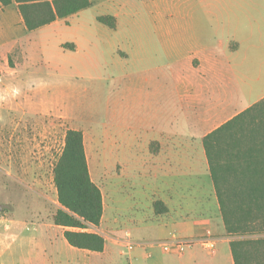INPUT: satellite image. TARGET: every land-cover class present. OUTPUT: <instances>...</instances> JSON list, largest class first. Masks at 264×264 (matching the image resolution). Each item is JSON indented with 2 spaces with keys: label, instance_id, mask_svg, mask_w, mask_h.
<instances>
[{
  "label": "rangeland",
  "instance_id": "1",
  "mask_svg": "<svg viewBox=\"0 0 264 264\" xmlns=\"http://www.w3.org/2000/svg\"><path fill=\"white\" fill-rule=\"evenodd\" d=\"M106 14L116 17L115 29L97 21ZM199 28L219 41L222 63L232 64L233 108L256 102L264 94V0H93L65 21L31 31L14 8L0 10V215L7 211L26 223L19 232L23 239L41 234L50 240L59 264H232L227 239L255 237L221 228L211 233L213 251L196 242L183 255L172 254L163 251L168 240L152 222L140 223L142 210L131 207L150 180L132 167L121 144L138 135L132 101L151 91L141 76L157 66L151 73L161 85L169 71L156 31ZM174 47L173 57L182 53ZM175 64L173 70L180 67ZM68 128L85 134L92 175L102 181L105 218L97 232L107 254L72 249L52 219L59 206L52 169ZM123 197H129L128 206ZM128 241L136 243L131 250ZM11 250L1 255V264H16ZM137 252L140 258H132Z\"/></svg>",
  "mask_w": 264,
  "mask_h": 264
},
{
  "label": "crops",
  "instance_id": "2",
  "mask_svg": "<svg viewBox=\"0 0 264 264\" xmlns=\"http://www.w3.org/2000/svg\"><path fill=\"white\" fill-rule=\"evenodd\" d=\"M7 8L17 11L14 4H0L1 11ZM19 18L23 25L20 15ZM67 18L57 19L44 26L55 25ZM207 33L200 28L179 32L156 31L164 41L162 46L166 51L169 71H164L161 85L156 74L151 73L157 70V66H149L147 71L150 74L141 76L152 86L151 91L146 98L132 101L135 130L138 135L133 137L132 143L124 139L121 144V147L128 148L127 153L135 162L132 167L138 165L140 174L150 180L146 181V187L139 191L141 200L133 197L131 207L137 205L136 207L144 213L140 223L146 227L147 222H152L156 233L160 234L161 238L164 236L165 240H173L174 237L199 238L207 231L215 235L224 228L202 140L210 131L255 103H247L241 109L233 108L235 100L230 101L233 96H230L232 77L228 75L232 64L229 61L222 63L217 49L219 41ZM234 45L238 48V44ZM174 46L182 52L175 57L169 52ZM175 63H179L180 67L173 70L171 66H176ZM263 97L264 94H261L257 101ZM83 135L86 152L85 134ZM86 157L91 179L101 189L102 181L94 179L87 153ZM126 166L123 162L121 169ZM121 201L127 206L130 204L129 197H123ZM155 201L163 204L162 213H155ZM103 207L99 227L92 229L91 226L94 232L99 231L103 225L104 198ZM8 213L10 212L6 211L0 215V257L12 249L15 256L13 261L16 264L61 262L57 248L41 234L29 240L23 239L19 232L26 228V223L8 216ZM60 229L61 233L64 229L77 230L63 227ZM227 243L229 245L228 239ZM106 244L105 242L104 250L99 252L100 254L108 253ZM140 256L141 253L137 252L132 258L138 259ZM128 264H133V259Z\"/></svg>",
  "mask_w": 264,
  "mask_h": 264
},
{
  "label": "trees",
  "instance_id": "3",
  "mask_svg": "<svg viewBox=\"0 0 264 264\" xmlns=\"http://www.w3.org/2000/svg\"><path fill=\"white\" fill-rule=\"evenodd\" d=\"M93 0H0L14 4L26 30H35L57 19H65L88 8ZM97 21L115 29L117 19L106 14ZM62 47L75 49L73 43ZM214 190L225 232L252 234L231 239L233 264H264V97L203 137ZM58 207L52 215L64 229L66 242L77 249L102 252L104 237L89 227H98L103 216L101 189L91 179L80 129L68 128L53 169ZM155 213L164 211L160 201ZM1 212V211H0Z\"/></svg>",
  "mask_w": 264,
  "mask_h": 264
},
{
  "label": "built area",
  "instance_id": "4",
  "mask_svg": "<svg viewBox=\"0 0 264 264\" xmlns=\"http://www.w3.org/2000/svg\"><path fill=\"white\" fill-rule=\"evenodd\" d=\"M215 241L216 240L212 236L211 232L207 231L205 235L199 238L181 239L174 237L173 240L163 241L161 244L164 251L180 253L185 247L192 246L196 242H198L204 248L213 251L215 248ZM134 245L135 243L131 241L126 243V247L130 250L133 249Z\"/></svg>",
  "mask_w": 264,
  "mask_h": 264
}]
</instances>
